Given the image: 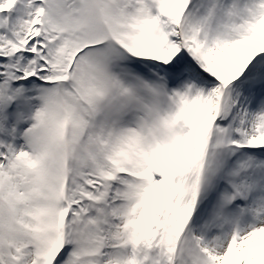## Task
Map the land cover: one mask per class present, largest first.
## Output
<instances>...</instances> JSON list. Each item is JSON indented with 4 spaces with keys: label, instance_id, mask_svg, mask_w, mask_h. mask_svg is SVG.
I'll use <instances>...</instances> for the list:
<instances>
[{
    "label": "snow or ice",
    "instance_id": "obj_1",
    "mask_svg": "<svg viewBox=\"0 0 264 264\" xmlns=\"http://www.w3.org/2000/svg\"><path fill=\"white\" fill-rule=\"evenodd\" d=\"M0 264H264V0H0Z\"/></svg>",
    "mask_w": 264,
    "mask_h": 264
}]
</instances>
